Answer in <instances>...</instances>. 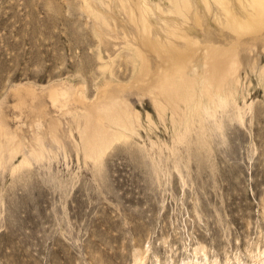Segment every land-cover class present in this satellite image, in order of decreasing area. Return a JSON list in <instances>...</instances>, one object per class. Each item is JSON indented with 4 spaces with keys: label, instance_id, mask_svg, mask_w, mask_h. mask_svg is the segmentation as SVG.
Instances as JSON below:
<instances>
[{
    "label": "rangeland",
    "instance_id": "374dc122",
    "mask_svg": "<svg viewBox=\"0 0 264 264\" xmlns=\"http://www.w3.org/2000/svg\"><path fill=\"white\" fill-rule=\"evenodd\" d=\"M0 264H264V0H0Z\"/></svg>",
    "mask_w": 264,
    "mask_h": 264
},
{
    "label": "bare ground",
    "instance_id": "6f19581e",
    "mask_svg": "<svg viewBox=\"0 0 264 264\" xmlns=\"http://www.w3.org/2000/svg\"><path fill=\"white\" fill-rule=\"evenodd\" d=\"M250 25H253V22H251ZM193 51L195 52V49H194V48H193ZM53 92H55V93H53V95H55V97H54V98H55L54 101H56V96H57L58 94L56 93V92H57L56 90L53 91Z\"/></svg>",
    "mask_w": 264,
    "mask_h": 264
}]
</instances>
